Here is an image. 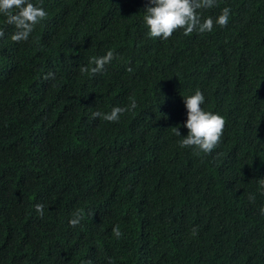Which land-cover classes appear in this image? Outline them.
I'll return each instance as SVG.
<instances>
[{
	"label": "trees",
	"instance_id": "1",
	"mask_svg": "<svg viewBox=\"0 0 264 264\" xmlns=\"http://www.w3.org/2000/svg\"><path fill=\"white\" fill-rule=\"evenodd\" d=\"M148 1L32 0L47 17L22 42L0 14V264H264V0H217L202 19L228 7L226 26L167 40L148 35ZM197 90L226 121L210 154L179 146ZM132 99L118 122L92 118ZM64 103L63 133L19 130L55 128L41 118Z\"/></svg>",
	"mask_w": 264,
	"mask_h": 264
},
{
	"label": "clouds",
	"instance_id": "2",
	"mask_svg": "<svg viewBox=\"0 0 264 264\" xmlns=\"http://www.w3.org/2000/svg\"><path fill=\"white\" fill-rule=\"evenodd\" d=\"M148 3L150 6L145 8L146 14L143 19L148 28V35L152 38L167 40L178 30H183L185 36H188L193 32H211L214 28V24L224 27L229 22L230 8L228 7H224L215 20L210 16L202 19L201 10L211 9L217 6V0H149ZM0 14H3L6 17L5 23L7 25L15 27L16 31L11 35V40L14 42L27 41L35 27L47 17V13L43 7L34 4L32 0H0ZM4 36L5 31L3 28H0V38H3ZM113 58L114 53L109 50L101 57L96 58L95 56L90 58L93 59L91 62L95 65L91 69L82 66L83 62L81 60H79L77 64L73 63L71 65L78 68L82 66L80 68L81 73L91 71L92 74H96L103 72L105 66L110 64ZM59 66L58 68L62 69L60 64ZM127 71L131 72L132 69L128 68ZM53 77L54 73H46L43 71L37 77L36 82H44L45 84ZM183 98L187 110V119L184 122V127L188 129V134L182 136L183 139L179 141V146L181 148L194 147L198 150L197 154L200 152L210 154L221 142L226 124L225 118L218 113L205 111L201 107L204 103L205 97L199 90L194 94ZM13 103L14 100L11 105ZM136 107L137 103L135 99H132L127 108L113 107L110 113L95 111L92 113V118H101L108 122H118L124 112L131 111ZM75 114V107L68 103H64L59 105L54 113L46 111L41 118L42 121L46 123H52L55 128L51 126L36 128L35 126L38 124L35 123L34 119L32 120V123L26 119L20 126L19 130H22L23 132L24 130L29 131L32 128H35L39 134L45 136L55 134L56 130L63 133L65 129H68L69 123ZM14 125H17V123ZM26 125L28 126L26 127ZM173 132L176 136H181L178 126L173 127ZM21 137L22 136H20V138ZM55 160L57 165L60 164L59 158ZM39 163L40 160L37 159L34 166L39 167ZM261 187L264 188V185ZM248 198L250 202L255 201V196L252 194H250ZM44 209L45 206L43 204L35 205V210L41 218L44 216ZM262 214H264V210H262ZM89 215H92V213H89ZM83 219V211L77 210L73 213V217L70 219L69 224L72 227H76L80 225ZM112 231L117 239L121 238L122 232L119 225L114 226ZM191 233L194 237L197 236L198 229L193 227ZM81 264H92V261L82 260ZM109 264H111V259Z\"/></svg>",
	"mask_w": 264,
	"mask_h": 264
}]
</instances>
